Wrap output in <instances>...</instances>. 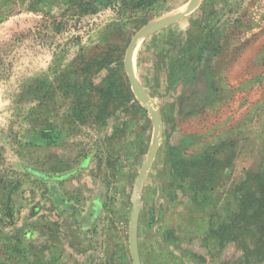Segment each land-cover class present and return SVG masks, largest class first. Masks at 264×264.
<instances>
[{"label": "rangeland", "instance_id": "obj_1", "mask_svg": "<svg viewBox=\"0 0 264 264\" xmlns=\"http://www.w3.org/2000/svg\"><path fill=\"white\" fill-rule=\"evenodd\" d=\"M189 10L136 47L163 127L140 179L158 130L127 53ZM132 243L264 264V0H0V264H133Z\"/></svg>", "mask_w": 264, "mask_h": 264}, {"label": "water", "instance_id": "obj_2", "mask_svg": "<svg viewBox=\"0 0 264 264\" xmlns=\"http://www.w3.org/2000/svg\"><path fill=\"white\" fill-rule=\"evenodd\" d=\"M197 6H198V4L195 6V8ZM191 12H192V10H189V11L183 12V13L175 16V17H171L167 20H163V21H160L156 24L147 26L133 39V41L129 47L128 53H127L126 68H127V72H128V75H129L131 83H132L133 90H134L135 94L137 95V97L140 99V101L145 106L146 110L153 117V120L155 122V126L158 130V137L154 141L153 152L150 154L147 162L145 163V165L142 168V171H141V174L139 177L140 179H142L149 172V170L151 169V167H152V165H153V163L157 157L159 147L161 144V140H162L163 127H162V123H161V120L159 118L158 113L156 112L155 108L151 105L148 98L145 96V94L141 90V88H140V86H139V84L135 78V74L133 71V60H134V56H135V52H136V47H137V44L140 41V39L144 38L145 35L153 32V31L163 30L169 26L174 25L175 23L183 20ZM131 256H132L133 264H138L137 249H136L135 243H132V245H131Z\"/></svg>", "mask_w": 264, "mask_h": 264}, {"label": "trees", "instance_id": "obj_3", "mask_svg": "<svg viewBox=\"0 0 264 264\" xmlns=\"http://www.w3.org/2000/svg\"><path fill=\"white\" fill-rule=\"evenodd\" d=\"M160 0H122L123 5L131 6L134 9L138 10H148L153 5L157 4ZM183 159V157H182ZM182 159L179 161V164H181ZM246 205H252V204H246Z\"/></svg>", "mask_w": 264, "mask_h": 264}, {"label": "bare ground", "instance_id": "obj_4", "mask_svg": "<svg viewBox=\"0 0 264 264\" xmlns=\"http://www.w3.org/2000/svg\"><path fill=\"white\" fill-rule=\"evenodd\" d=\"M186 12V11H185ZM181 13H183V12H181ZM181 13H179V14H181ZM179 14H177V15H179ZM177 15H175V16H177ZM175 16H173V17H175ZM141 40V39H140ZM140 42V41H139Z\"/></svg>", "mask_w": 264, "mask_h": 264}]
</instances>
